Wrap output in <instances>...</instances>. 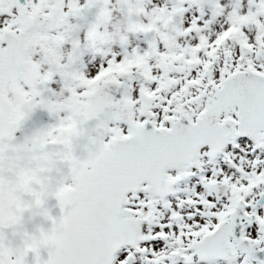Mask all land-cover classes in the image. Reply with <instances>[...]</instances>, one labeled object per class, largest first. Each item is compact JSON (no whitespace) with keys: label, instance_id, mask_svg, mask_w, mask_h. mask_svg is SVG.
I'll list each match as a JSON object with an SVG mask.
<instances>
[{"label":"snow or ice","instance_id":"1","mask_svg":"<svg viewBox=\"0 0 264 264\" xmlns=\"http://www.w3.org/2000/svg\"><path fill=\"white\" fill-rule=\"evenodd\" d=\"M0 264H264V0H0Z\"/></svg>","mask_w":264,"mask_h":264},{"label":"flooded vegetation","instance_id":"2","mask_svg":"<svg viewBox=\"0 0 264 264\" xmlns=\"http://www.w3.org/2000/svg\"><path fill=\"white\" fill-rule=\"evenodd\" d=\"M36 120H37V125H38L41 120L47 122V117H46V115L41 114V115L37 116Z\"/></svg>","mask_w":264,"mask_h":264}]
</instances>
